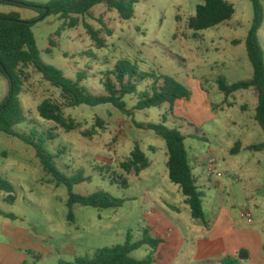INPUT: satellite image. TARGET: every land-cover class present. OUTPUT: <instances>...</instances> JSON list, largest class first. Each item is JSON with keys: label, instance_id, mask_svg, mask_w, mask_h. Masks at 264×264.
Wrapping results in <instances>:
<instances>
[{"label": "rangeland", "instance_id": "rangeland-1", "mask_svg": "<svg viewBox=\"0 0 264 264\" xmlns=\"http://www.w3.org/2000/svg\"><path fill=\"white\" fill-rule=\"evenodd\" d=\"M19 1L23 5L43 6L52 0ZM134 1L137 2L135 15L129 21L121 20L116 11L103 15L113 31L111 37L99 22L87 19L108 37L107 47L103 49L96 48L83 21L76 28H69L59 16L40 19L36 9L0 5L2 14L17 12L23 20L38 19L32 31L42 61L74 81L79 72H85L87 79L83 85L91 94L105 95L104 74L125 61L136 70L137 75L131 81L137 86L138 94L159 88L160 77L174 78L189 92L182 105L186 106L189 101L205 120L202 126H196L195 121L179 114L178 102L173 106L166 104L134 112L131 116L111 104L67 108L61 91L34 68H29L20 96L25 121L15 126L14 131L31 134L37 130L40 135L55 137L46 142L55 166L67 177L80 171L89 179L75 186L74 194L90 196L103 191L125 201L124 206L116 210L80 205L70 209L68 187L58 185L45 172L37 151L16 137L0 133V178L12 186L16 198L15 203L10 204L8 195L0 191V209L17 217L10 220L0 216V247L8 241L5 223L9 228L22 230L19 238L31 264L73 263L79 257L93 258L102 249L123 245L128 234L134 241L143 239L148 226L157 230L151 232L153 238H165L170 224L162 210L167 206L161 198L176 204L184 220L191 215L190 208L181 202L184 198L181 189L169 179L165 141L153 131L138 128L137 124H164L187 136L185 144L192 173L204 192L214 189L210 180L215 183L216 174L228 177L227 161L233 158L226 152L235 147L236 140L249 145L264 143V131L255 121L257 98L253 90H241L226 97L216 83L219 77L229 84L253 78L246 45L254 19L251 0H229L235 6V16L221 26L200 32L191 30L189 22L195 17L197 6L205 0ZM261 2L264 7V0ZM104 12L103 6L94 9L98 18ZM259 42L264 52V25L259 32ZM10 92L9 82L0 74V105ZM47 99L62 104L65 116L75 120L81 128L67 133L55 123L42 119L38 106ZM124 101L131 110L137 104V96H126ZM207 103L211 110L208 115ZM97 118L105 122V128L98 130L96 136L84 137V132L94 129ZM136 146L150 163L149 168L139 174L122 168ZM246 158L251 160L250 164L243 163ZM234 159L248 166L244 176L246 183L264 195V151L246 150ZM213 160L218 161L215 175L208 172ZM236 163L234 167L239 168ZM240 185L243 187L245 183ZM30 247L42 249L33 252ZM46 248L53 250L51 256L44 253ZM147 249L143 247L131 256L147 258ZM35 255L43 258L37 262Z\"/></svg>", "mask_w": 264, "mask_h": 264}, {"label": "trees", "instance_id": "trees-1", "mask_svg": "<svg viewBox=\"0 0 264 264\" xmlns=\"http://www.w3.org/2000/svg\"><path fill=\"white\" fill-rule=\"evenodd\" d=\"M254 10V19L249 31L246 45L249 61L253 67V78L229 84L223 77L218 80L219 90L224 96L229 97L241 90L252 89L257 98L255 121L264 131V52L259 42V32L264 25V7L261 0H251ZM137 2L132 0H52L43 6L23 5L19 0H0V5L18 6L33 8L40 12V19L48 16H59L65 20V27L76 28L81 21L84 22L85 29L98 49L107 47V38L101 29L88 23L87 19L99 22L103 28L107 29L109 37L113 31L105 22L104 16L112 11L119 14L123 21L134 18V5ZM97 6L106 9L100 18L94 13ZM48 11V12H47ZM236 14L233 4L227 0H205L203 4L197 6L195 17L190 19L189 28L195 32L205 31L218 27L230 21ZM104 15V16H103ZM38 21L23 20L19 13L2 14L0 13V74L10 84V95L6 101L0 105V133L16 137L33 147L37 151L44 170L51 175L58 185H65L69 189L68 206L72 209L75 205L90 207L98 210L120 209L125 201L112 197L106 192H96L90 196H80L73 193V188L89 179L83 172H78L72 177L64 175L54 164V158L46 149V142L54 140L52 134L40 135L37 130L31 134H19L14 131V127L25 121L24 111L20 96L27 79L29 68H34L43 78L53 87L59 89L67 108H75L82 105L97 107L111 104L128 116L134 112H143L152 108H160L169 104L173 106L176 101L187 99L189 92L187 88L171 77L163 76L158 78L162 84L159 88L154 87L152 91L147 90L138 94V89L131 79L137 73L133 66L128 62H120L112 71H108L103 80L106 94L97 96L91 94L83 85L87 79L85 72H79L77 80L67 78L64 73L50 65L45 64L37 48L33 34V26ZM109 29V30H108ZM143 79L145 77H142ZM136 95L137 104L129 110L124 101L126 96ZM40 117L46 121L55 123L67 133L77 131L81 125L72 118H67L62 104L47 99L38 106ZM105 122L97 118L93 130L84 132V137L96 136L98 130L104 129ZM138 128L150 130L161 137L167 146L169 179L172 184L178 186L184 197L185 203L191 210L192 217L196 220L205 221L203 212V197L199 192L197 180L192 173L189 163L188 152L186 149V135L178 129L168 128L164 124H137ZM242 145L237 143L232 150V154L239 153ZM249 151H264V143L250 145L246 148ZM150 163L145 153L136 146L131 153L128 162L122 164L126 172L134 170L137 174L148 169ZM0 191L8 195L7 201L15 203L12 186L0 178ZM0 216L10 220H16L14 214H8L0 209ZM72 216H70L71 218ZM163 243L161 238H153L151 230L144 232L143 239L134 241L133 236L128 234L126 242L113 248H105L98 251L93 258L79 257L75 262L60 261L59 264H155V253ZM144 246L151 248V254L138 260L131 256L135 251ZM39 261L41 257L35 255ZM23 264H28L27 262ZM230 264H233L230 262Z\"/></svg>", "mask_w": 264, "mask_h": 264}, {"label": "crops", "instance_id": "crops-1", "mask_svg": "<svg viewBox=\"0 0 264 264\" xmlns=\"http://www.w3.org/2000/svg\"><path fill=\"white\" fill-rule=\"evenodd\" d=\"M183 100L175 102V104L178 102L179 114L195 121L196 126H202L205 123L203 117H200L197 109L189 101L186 106H183ZM208 106L207 103L206 107ZM243 109L246 110L247 106ZM209 113L211 110L208 107L207 115ZM237 143L242 145L238 154H232L233 148H229L226 152L229 158H233L227 161L228 177L216 176L215 183L210 180L213 190L209 189L204 192L199 189L203 197L205 221L194 219L192 214L184 220L176 204H169L167 200L161 198L163 204L167 206L162 210L167 215L170 228L167 236L161 238L164 241L155 253V264H230V262L233 264H264V195H260V191L246 183L244 176H246L248 166H242L241 161L234 159V157L242 156L250 145L239 140H236L235 145ZM250 161L246 158L243 163L250 164ZM234 162L240 165L239 168L234 167ZM242 182L245 183L243 187L240 185ZM181 202L188 206L185 203V197ZM247 213L252 216L251 223L245 217ZM149 228L153 233L157 231L153 226H148ZM4 229H6L4 231L8 241L1 244L0 264H23L25 262L31 264L27 261L19 238L23 231L9 228L6 223ZM144 247H148L145 253L150 255L151 248ZM30 249L33 252H41L42 248L30 247ZM51 252L53 253L52 249L44 250L47 256H51ZM143 259H145L144 256L138 260Z\"/></svg>", "mask_w": 264, "mask_h": 264}, {"label": "built area", "instance_id": "built-area-1", "mask_svg": "<svg viewBox=\"0 0 264 264\" xmlns=\"http://www.w3.org/2000/svg\"><path fill=\"white\" fill-rule=\"evenodd\" d=\"M217 161L216 160H213V161H211L210 163H209V169H208V171H209V173L210 174H213V175H215V173L217 172ZM219 178L222 176L220 173H218V174H216ZM245 217H246V219L248 220V222L249 223H251L252 222V216H251V214L250 213H247L246 215H245Z\"/></svg>", "mask_w": 264, "mask_h": 264}, {"label": "water", "instance_id": "water-1", "mask_svg": "<svg viewBox=\"0 0 264 264\" xmlns=\"http://www.w3.org/2000/svg\"><path fill=\"white\" fill-rule=\"evenodd\" d=\"M48 12V11H47Z\"/></svg>", "mask_w": 264, "mask_h": 264}]
</instances>
